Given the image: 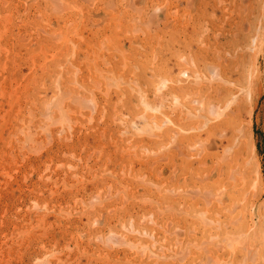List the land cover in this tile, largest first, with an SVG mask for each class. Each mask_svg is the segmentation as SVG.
I'll return each instance as SVG.
<instances>
[{
    "label": "rangeland",
    "instance_id": "1",
    "mask_svg": "<svg viewBox=\"0 0 264 264\" xmlns=\"http://www.w3.org/2000/svg\"><path fill=\"white\" fill-rule=\"evenodd\" d=\"M211 1L0 0V264L208 263L200 216L219 218L223 122L257 72L264 81V0ZM255 96L240 99L228 144L249 159L250 114L263 202L264 93ZM240 259L230 264H264Z\"/></svg>",
    "mask_w": 264,
    "mask_h": 264
},
{
    "label": "bare ground",
    "instance_id": "2",
    "mask_svg": "<svg viewBox=\"0 0 264 264\" xmlns=\"http://www.w3.org/2000/svg\"><path fill=\"white\" fill-rule=\"evenodd\" d=\"M211 1V0H210ZM229 1V0H228ZM244 1H246V0H244ZM243 1V2H244ZM187 2H189V1H187ZM212 3H213V1H211ZM211 2H210V4H211ZM216 2V1H215ZM219 2H221L220 0H219ZM219 2H217V4L219 3ZM243 2H241V3H243ZM248 2H249V0H248ZM260 2H261V0H260ZM259 2V3H260ZM237 3V2H236ZM208 5V4H207ZM226 5V4H225ZM243 5V4H242ZM247 5H249V3L247 4ZM201 6V5H200ZM204 6V5H203ZM110 7V6H109ZM205 7V6H204ZM213 7H214V3H213ZM240 7V6H239ZM197 8V7H196ZM220 8H221V6H220ZM244 8H245V6H244ZM257 9L259 8V10L260 11H258V14L259 13H262L263 14V10H264V6H262V3L259 5V7H256ZM207 10V9H206ZM210 10V9H209ZM220 10V9H219ZM199 11V10H198ZM201 12V11H200ZM205 12V11H204ZM207 13V12H206ZM241 13H242V9H241ZM244 13V12H243ZM188 14V13H187ZM205 14V13H204ZM220 14H221V12H220ZM219 14V15H220ZM228 14V13H227ZM249 14H251V13H249ZM257 14V15H258ZM195 16V15H194ZM222 16V15H221ZM251 16V15H250ZM256 16V15H255ZM199 17H200V15H199ZM227 17V16H226ZM261 17V14H260V16H256V18H257V20L259 19ZM187 18V17H186ZM196 18V17H195ZM202 18H206V16H203ZM210 18V17H209ZM188 19V18H187ZM221 19V18H220ZM255 19V18H254ZM262 19V18H261ZM264 19V18H263ZM198 20V19H197ZM200 20H201V17H200ZM203 20V19H202ZM201 20V21H202ZM209 20V19H208ZM217 20V19H216ZM194 21H196V20H194ZM220 21V20H219ZM243 21V20H242ZM252 21V20H251ZM261 21V20H260ZM198 22V21H197ZM197 22H194L195 24L197 23ZM210 22V21H209ZM257 22H259V21H257ZM192 23V22H191ZM202 23V22H201ZM242 23V22H241ZM255 23V22H254ZM263 23H264V20H263ZM197 24H199V23H197ZM204 24V23H203ZM219 24V23H218ZM202 25V24H201ZM264 25V24H263ZM179 26V25H178ZM188 26V25H187ZM193 26V25H192ZM200 26V25H199ZM210 26H211V23H210ZM214 26V25H213ZM216 26V25H215ZM243 26V25H242ZM183 27V26H182ZM196 28H197V26H195ZM194 27V28H195ZM253 27V26H252ZM251 27V29L250 30H252V29H254V28H252ZM261 25H259V26H257L256 27V29L258 30V31H261ZM187 28V27H186ZM190 28H191V25H190ZM185 29V28H184ZM200 29V28H199ZM262 29L264 30V26L262 27ZM183 30V29H182ZM186 30V29H185ZM190 30V29H189ZM197 30H198V28H197ZM241 30H243V29H241ZM193 31V30H192ZM206 31V30H205ZM220 31V30H219ZM226 31V30H225ZM254 31H256V30H254ZM182 33H185L184 31H181ZM181 32H179V33H181ZM197 32L198 31H196V34H197ZM218 32V31H217ZM243 32V31H242ZM253 31H251V33H252ZM191 33L192 32H190V35H191ZM195 33V32H194ZM193 33V34H194ZM256 33V35L258 34V32H255ZM192 34V35H193ZM223 34V33H222ZM234 34V33H233ZM183 35V34H182ZM214 35H218V34H214ZM235 35V34H234ZM246 36L248 35V37H249V34L247 33V34H245ZM252 35V34H251ZM256 35H253L252 37H251V42L250 43H252V44H255V41L257 40V37L258 36H256ZM184 36H185V34H184ZM263 36H264V34H263ZM180 37V36H179ZM188 37H189V35H188ZM188 37H187V39H188ZM189 38H191V37H189ZM193 38H195V37H193ZM246 37H244L243 36V38H242V40L240 41V44L242 43V42H245V39ZM261 38V37H260ZM180 39V38H179ZM192 39V38H191ZM184 40V38H182V41ZM197 40V39H196ZM206 40V39H205ZM262 40V39H261ZM263 41V40H262ZM178 42H180V41H178ZM192 42V41H191ZM261 42V41H260ZM260 42L258 43L259 44V46H260ZM183 43V42H182ZM193 43V42H192ZM191 43V44H192ZM205 43H206V41H205ZM264 43V42H263ZM181 44V43H180ZM183 44H185V43H183ZM182 44V45H183ZM190 44V43H189ZM234 44V43H233ZM247 44V45H246ZM196 45V44H195ZM203 45V44H202ZM262 45V44H261ZM237 45H235V47H236ZM240 46V45H239ZM238 46V49L239 50H241L240 51V53H238V54H240V68L243 66L244 67V63H243V54H244V52L242 53V50L244 49V47L246 48V49H244V50H248V49H250V48H252V47H250V45H248V43L246 42V43H243V45H242V48L241 47H239ZM247 46V47H246ZM186 47V46H185ZM197 47V46H196ZM201 47V46H200ZM231 47V46H230ZM170 48V47H169ZM255 48V47H254ZM187 49V48H186ZM204 49V48H203ZM203 49H201V50H203ZM231 49V48H230ZM237 49V50H238ZM258 49V48H257ZM188 50V49H187ZM205 50V49H204ZM221 50H222V48H221ZM234 50V49H233ZM233 50H232V52H233ZM243 50V51H244ZM251 50V49H250ZM253 50V49H252ZM251 50V51H252ZM173 51V50H172ZM184 51H186V50H184ZM189 51V50H188ZM258 51V50H257ZM256 51V52H257ZM259 51H260V49H259ZM171 52V51H170ZM208 52V51H207ZM213 52H216V51H213ZM212 52V53H213ZM222 52V51H221ZM231 52V53H232ZM192 53H193V51H192ZM199 54H200V51L198 52ZM202 53V52H201ZM211 53V52H210ZM204 54H205V52H204ZM214 54V53H213ZM224 54H226L225 52H224ZM251 54H253V53H251ZM257 54V53H256ZM196 55H198V54H196ZM201 55V54H200ZM216 55V54H215ZM260 55H261V53H260ZM195 56V55H194ZM202 56V55H201ZM210 56H212V55H210ZM239 56V55H238ZM249 56V55H248ZM247 57V56H246ZM199 58V57H198ZM202 58H204V57H202ZM209 58V57H208ZM253 58H255V57H253ZM259 58H260V56H259ZM179 59H180V57H179ZM249 59H251L250 58V56H249ZM157 60V59H156ZM166 60V59H165ZM168 60V59H167ZM212 61V60H214V59H209V60H207V61ZM217 60H218V58H217ZM222 60V59H221ZM238 60V59H237ZM202 61V59L200 60V58H199V61H197L196 62V60H195V65H196V63H199V62H201ZM222 61H224V60H222ZM231 61V60H230ZM251 61V60H250ZM253 61V60H252ZM203 62V61H202ZM201 62V63H202ZM220 62V61H219ZM218 62V63H219ZM225 62V61H224ZM223 62V63H224ZM248 62H249V60H248ZM257 62V61H256ZM144 63V62H143ZM251 63V62H250ZM203 64V63H202ZM230 64V63H229ZM233 64V63H232ZM254 64V63H253ZM194 65V66H195ZM246 65H248L247 64V60H246ZM158 66V65H157ZM196 66H198V65H196ZM216 66V65H215ZM213 67V68H216V67ZM256 66V65H255ZM162 67V66H161ZM226 67V66H225ZM236 67V66H235ZM249 67V66H248ZM257 67V66H256ZM158 68V67H157ZM232 68V67H231ZM245 68H246V66H245ZM244 68V69H245ZM251 68H253L252 67V65H251ZM255 68V67H254ZM253 68V69H254ZM194 69V68H193ZM225 69V68H224ZM221 70H223V69H221ZM236 70V69H235ZM242 70H243V68H242ZM241 70V71H242ZM259 70V69H258ZM258 70H256V71H258ZM230 71V70H229ZM247 71H249V70H247ZM254 71V70H253ZM256 71H254V72H256ZM260 71H262V70H260ZM163 72V71H162ZM240 72V71H239ZM243 72V71H242ZM241 72V73H242ZM253 72V73H254ZM154 73H155V71H154ZM156 73H158V72H156ZM191 73H194V72H191ZM216 73V72H215ZM247 73V72H246ZM252 73V74H253ZM222 75H223V71H222V73H221ZM243 74V73H242ZM241 74V75H242ZM248 74V73H247ZM181 75L182 76H184V75H187V71H183V72H181ZM246 75V74H245ZM254 76V75H253ZM185 77V76H184ZM242 77V76H241ZM243 77H244V75H243ZM148 78V77H147ZM248 78V77H247ZM148 79H150V78H148ZM183 79H185V78H183ZM189 79V78H188ZM223 79H225V78H223ZM228 79V78H227ZM240 79V78H239ZM259 79H260V72H257V75H255L254 76V78H253V80L251 81V83H250V85H249V89H248V91H247V93L245 94L246 95V97H244V98H236L233 102H234V106H233V108H231V110H230V114H228L227 115V119L225 120V122H223L224 123V128H222L223 129V133H221L220 132V134L222 135L221 137L223 138V140H225L226 142H227V145H226V147L227 148H224V151L226 152V153H224L223 151V155L221 156L220 155V161L219 160H217V161H219V162H216V164L215 165H213L215 168H214V170H212V173H214V175H215V177H216V181H220V182H222V187H221V190L219 191V192H217L216 194H214L213 193V202L210 200L212 197H209V195H208V197L210 198V199H208L209 200V202L211 201L212 203V211H213V213L214 214H216L219 218H218V220H216V218L215 219H212L211 218V215L207 218V217H204V215H206L205 214V212L207 211V210H205V212H204V215H202V216H200V217H203V221H205V222H203V224L204 225H206V226H208V230H207V227L206 228H204L203 227V225H202V227L204 228L203 230H202V228H200L201 229V231H203L202 232V234H204L205 235V233H206V231L208 232V237L211 239H209V244H208V246L210 245V244H212V247H214V249L211 247V248H209V249H204V253H205V256H206V258H207V261H208V263L207 264H214V263H222V264H230V263H233V261H235L237 258H241L240 259V261L241 262H246L247 260H253L254 258H256L257 257V259L260 261L261 260V262L262 261H264V201L263 202H260L259 201V197H260V192H261V188H262V184H261V182L262 181H260V179H261V174H260V168H259V163H258V160L256 159V157H255V153H254V146H253V143H252V139H251V131H250V121H249V115L250 114H248L247 113V115H248V123H247V129H246V139H247V148H248V152L250 153V156H249V159H248V157H246V161H245V156H244V154H245V149L244 148H242V147H244V145H241L239 142H238V144L236 143V145H229L228 143H229V140L231 139V137H232V135L233 134H235V125H233V123L235 122V121H237L238 119H239V117H240V114H241V112L243 111V109H245L246 107H243L242 105H240V102H242V101H240V99H242L246 104H247V106H251V103H253V102H255V95H260V94H263L264 93V81H260V83H258L259 82ZM226 80V79H225ZM114 81V80H113ZM116 81V80H115ZM183 81V80H182ZM229 81V82H228ZM247 81V80H246ZM111 82H112V80H111ZM201 82V81H200ZM212 82V81H211ZM224 82H226V81H224ZM227 82L228 83H226L227 85L230 83V82H234V80H227ZM235 83V82H234ZM183 85V84H182ZM197 85H199V84H197ZM202 85V84H201ZM201 85H200V87H201ZM230 85V84H229ZM204 86V85H203ZM232 86V85H231ZM155 87V86H154ZM206 88H208L207 87V85L205 86ZM205 87H203V89L205 88ZM214 87V86H213ZM136 88V87H135ZM183 88V87H182ZM226 88H227V86H226ZM179 89V88H178ZM181 89V88H180ZM200 89V88H199ZM211 89H212V87H211ZM137 90V89H136ZM213 90V89H212ZM225 90V89H224ZM204 91H207V89L206 90H204ZM230 91V90H229ZM229 91H225V93L228 95V93H229ZM211 92V91H210ZM214 92H215V90H214ZM231 92V91H230ZM232 93V92H231ZM214 94V93H213ZM224 95V94H223ZM232 95H234V94H232ZM161 96V95H160ZM244 96V95H243ZM233 97V96H232ZM139 101H140V99H139ZM128 102V101H127ZM147 103V102H146ZM164 103V102H163ZM213 103V102H212ZM243 103V102H242ZM209 105V104H208ZM253 105V104H252ZM212 106V105H211ZM244 106H245V104H244ZM91 107V106H90ZM44 108V107H43ZM251 109V108H250ZM250 111V110H249ZM184 119H185V117H183ZM191 118V117H190ZM136 121V120H135ZM134 121V122H135ZM134 124V123H133ZM221 124V123H220ZM236 124V123H235ZM136 126V125H135ZM220 126H222V125H220ZM238 127V126H237ZM239 129V128H238ZM211 130V129H210ZM207 131V130H206ZM205 131V132H206ZM237 131V130H236ZM245 131V130H244ZM207 133H208V131H207ZM209 134V133H208ZM245 134V133H244ZM155 135V134H154ZM239 136V135H238ZM244 136V135H243ZM156 137H158V136H156ZM205 138V137H204ZM206 139V138H205ZM208 139V138H207ZM204 141H206V140H204ZM243 141H245V140H243ZM234 142V141H233ZM206 146V148H209V149H211V150H213V149H215L216 148V143L214 142V140L212 141L211 140V138H209L208 139V141H206V144H205ZM252 146H253V149H252ZM179 147V149H180V146H178ZM218 147V146H217ZM250 148V149H249ZM206 150V149H205ZM179 151V150H178ZM214 151V150H213ZM227 151L229 152V153H227ZM215 152V151H214ZM180 153V152H179ZM204 153V152H203ZM216 154H217V152H216ZM204 156H206V155H204ZM208 156V155H207ZM211 156L212 155H210V158L209 159H211ZM201 157V156H200ZM199 160H200V158H199ZM201 160H202V158H201ZM215 159H213V161H214ZM212 161V160H211ZM212 161V162H213ZM201 161H199V163H200ZM209 162V161H208ZM211 162V163H212ZM206 163V162H205ZM205 163H203V164H201L202 166L205 164ZM214 164V163H213ZM211 166H212V164H211ZM207 167V166H206ZM208 168H209V166H208ZM183 171L184 170H182V173H183ZM186 172H187V170H186ZM186 172H184V174L186 173ZM180 174V175H183V174ZM186 175V174H185ZM188 176H189V174H188ZM185 178V177H184ZM187 178V177H186ZM206 178V177H205ZM182 179H183V177H182ZM187 180V179H186ZM200 188V187H199ZM207 190V189H206ZM195 191V190H194ZM209 191V190H208ZM198 192V191H197ZM200 193V192H199ZM193 194V193H192ZM202 193H200V195H201ZM199 195V194H198ZM199 195V196H200ZM203 195V194H202ZM210 196H211V194H210ZM194 197H197V196H194ZM201 197V196H200ZM193 197H191V199H192ZM197 198H199V197H197ZM203 198V197H202ZM199 199H201V198H199ZM204 199H206V198H204ZM186 200V199H185ZM196 199H194V201H195ZM207 200V199H206ZM194 201H193V203H194ZM183 202V201H182ZM203 202H205V200H203ZM191 203H192V201H191ZM190 204V203H189ZM204 204V203H203ZM207 204H208V201H207ZM206 204V205H207ZM183 205H184V202H183ZM192 205V204H191ZM191 205H190V207H191ZM185 206V205H184ZM208 206V205H207ZM187 207V206H186ZM189 207V208H190ZM193 207V206H192ZM202 207H204V206H202ZM210 207H211V205H210ZM195 208V207H194ZM205 208H206V206H205ZM180 209V208H179ZM182 209V208H181ZM185 209V208H184ZM183 209V210H184ZM207 209V208H206ZM189 210V209H188ZM188 210H187V212H188ZM192 210H193V208H192ZM192 210H190V211H192ZM210 210V209H209ZM208 210V211H209ZM190 211L188 212V213H190ZM204 211V210H203ZM207 211V212H208ZM210 212H211V210H210ZM186 213V212H185ZM187 213V214H188ZM199 214V213H198ZM182 215H184V214H182ZM191 215V214H190ZM192 215H193V213H192ZM207 216V215H206ZM182 217V216H181ZM199 217V218H200ZM212 217H214L213 215H212ZM183 218H185V216L183 217ZM194 220V218H191L190 220ZM201 220H202V218H200ZM182 220H180V224L182 223L181 222ZM193 222H195V220L193 221ZM197 222V221H196ZM184 223V222H183ZM186 223V222H185ZM200 222H198V224H199ZM196 224V223H195ZM193 225V224H192ZM181 226H183L182 224H181ZM194 227V226H193ZM198 227H201V224L198 226ZM197 227V228H198ZM186 228V227H185ZM184 228V229H185ZM195 228V227H194ZM189 229V228H188ZM187 230V229H186ZM212 230V231H211ZM185 231V230H184ZM183 231V232H184ZM188 231H191V230H188ZM195 231H196V229H193V233H195ZM200 231V232H201ZM210 231H211V233H210ZM213 232V233H212ZM197 233V232H196ZM191 234H192V231H191ZM191 234H189V235H191ZM207 235V234H206ZM185 236V235H184ZM187 236V235H186ZM192 236H193V234H192ZM200 236V235H199ZM203 236V235H202ZM201 237V236H200ZM184 238H186V237H184ZM183 238V239H184ZM188 238H190V236L188 237ZM207 238V237H206ZM182 239V240H183ZM187 239H185V241H186ZM188 240H190V239H188ZM192 240H193V237H192ZM207 240V239H206ZM216 240L218 241L217 243H215L216 242ZM191 241V240H190ZM189 241V242H190ZM193 241H195V240H193ZM192 241V242H193ZM213 241H215L214 242V244L212 243ZM197 242V241H196ZM198 242H199V240H198ZM198 242H197V244H198ZM203 242V241H202ZM202 242H200V244H198V246L199 245H201L202 244ZM205 242V243H204ZM203 243L204 244H206V242L207 241H204ZM194 243V242H193ZM190 244H192V243H190ZM195 244V243H194ZM197 244H195L196 246L195 247H197ZM119 245V244H118ZM187 245V244H186ZM194 245L192 244V247H193ZM183 247V246H182ZM186 249H187V247H186ZM185 249V250H186ZM200 249V248H199ZM199 249H198V251H199ZM214 251H213V250ZM192 250V249H191ZM202 250V249H201ZM196 251V250H195ZM188 251L186 250L185 251V256H186V253H187ZM191 252V251H190ZM200 252V251H199ZM182 254V253H181ZM188 255L190 254V253H187ZM195 254V253H194ZM194 254H193V256L192 257H194ZM159 256V255H158ZM181 256V255H180ZM202 256H203V253H202ZM189 257V256H188ZM187 257V258H188ZM204 257V256H203ZM183 258V257H182ZM185 258V257H184ZM186 258V259H187ZM197 260H198V257L196 258ZM228 259H231V260H229V262H227V260ZM182 260V259H181ZM159 261V260H158ZM193 261V260H192ZM200 261V260H199ZM202 261H204V260H202ZM205 262V261H204ZM251 262V261H250ZM187 263V262H186ZM190 263V262H189ZM180 264H182V263H180ZM185 264V263H184ZM199 264H202V263H200L199 262ZM242 264V263H241ZM244 264V263H243Z\"/></svg>",
    "mask_w": 264,
    "mask_h": 264
}]
</instances>
